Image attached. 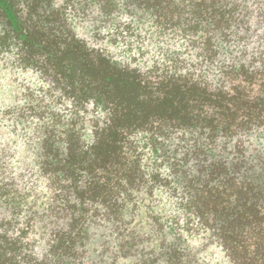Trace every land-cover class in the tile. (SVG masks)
<instances>
[{
    "label": "trees",
    "instance_id": "trees-1",
    "mask_svg": "<svg viewBox=\"0 0 264 264\" xmlns=\"http://www.w3.org/2000/svg\"><path fill=\"white\" fill-rule=\"evenodd\" d=\"M254 6L0 0V72L25 101H1L2 115L36 123L51 226L39 245L33 206L1 193L13 210L0 217V264H214L209 245L227 264H264V152L249 142L264 137V43L235 38ZM143 206L157 243L134 222ZM108 231L113 260L90 259L91 237Z\"/></svg>",
    "mask_w": 264,
    "mask_h": 264
},
{
    "label": "rangeland",
    "instance_id": "rangeland-1",
    "mask_svg": "<svg viewBox=\"0 0 264 264\" xmlns=\"http://www.w3.org/2000/svg\"><path fill=\"white\" fill-rule=\"evenodd\" d=\"M256 4L259 5L258 8L254 6L250 8L249 13H243L244 16H242V19L244 21H248L247 24H244L246 26L248 25L250 30L247 31L248 37L240 41V33L242 32L241 34L244 35L243 31L245 30L239 29V34L235 37L238 43H264V0H256ZM74 26L76 31L88 38H91L93 28L91 22L86 23L85 26H80V23L76 18L74 20ZM0 73V107L2 106L1 101H5L10 106L15 103L18 104V107H20L22 103H25V101H22L19 98L16 100L15 97L17 94L15 95L11 82L8 79L9 77L6 76V74H8L7 70ZM26 77L30 79L32 84L37 86L40 85L38 75L35 73H26ZM4 109L5 108L0 109V194L7 192L10 197H14L10 200L14 206L17 203L21 204L20 199L22 198H20V196H24L23 199L30 202L28 205L33 206L31 209L32 213L36 212L38 214L37 217H39H36L38 225L36 224L35 229L40 228V226L42 227L39 229L36 237L39 245L44 246L48 242L49 234H43V232L46 227L51 228L48 217L43 215V211L48 205L46 200L49 196V190L47 186V179L44 176L43 171L40 169V165L37 161V146L35 143L36 123L34 120H26L25 118L18 119L11 113L2 115ZM249 142H252V146L250 147L253 149L252 153L257 155L262 151L264 152V137L262 134H256ZM253 147L257 149L254 150ZM2 187H4V189ZM5 197L6 196L0 197V217L8 213V211L13 210V207H9L10 209H8V211L6 210V203L3 202ZM145 208L146 207L143 206L136 211L138 214L135 213L134 222L143 226V232H151L155 240L154 242L157 243V229L155 228L152 219L146 213ZM25 210L20 216L19 224L21 227L25 226L26 217L30 213ZM129 215L130 213L128 216ZM130 217L131 216H129V219ZM140 219H143L141 223H139ZM98 233H101V231H98ZM91 240H93V243L89 244V250L91 253L90 259H97L99 252L106 250V260H113L114 252L112 246L115 240H112L109 231L108 234L101 237L99 235L92 236ZM195 241L196 244H198V240ZM149 244V247L154 245L153 241H150ZM154 247H157V245H154ZM94 248L96 251L93 250ZM205 251L206 252L203 253L201 252V254H206V259H209L210 262L214 264H227V260L218 246L209 245L205 247ZM139 258L140 255H137L135 257H128L124 260H127L128 262L130 261L131 263L136 262Z\"/></svg>",
    "mask_w": 264,
    "mask_h": 264
}]
</instances>
